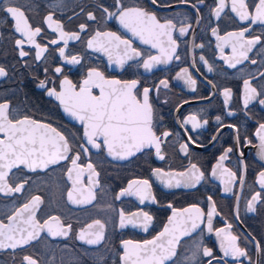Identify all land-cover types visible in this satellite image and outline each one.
Segmentation results:
<instances>
[{"label":"flooded vegetation","instance_id":"flooded-vegetation-1","mask_svg":"<svg viewBox=\"0 0 264 264\" xmlns=\"http://www.w3.org/2000/svg\"><path fill=\"white\" fill-rule=\"evenodd\" d=\"M251 2L252 0H249V3ZM124 3L126 6L134 4L143 6L156 12L160 18L172 19L178 27L181 22L190 23L192 28L188 35L180 37L178 32L174 33V38H177L179 44L177 52L181 58L173 59L168 64H159L150 72L145 71L140 66L142 59L149 54L157 55V50L152 49L150 45L141 44L131 33L121 28L114 18L105 19L99 5L116 11L111 7L114 0H13V4L19 5L25 11L33 27L39 26L43 29L41 37L37 38L41 44L57 38V34L43 22L49 13L54 14V18L60 20L64 29L69 32H78L81 23L87 24L88 29L81 33V40L69 41L66 49L67 54L82 57L79 65H68L59 57L57 49L63 47V42L59 45H49L48 53L40 61L34 59L35 50L25 45V50L29 51L30 55L20 58L15 39L21 37L14 32L13 21L6 17L5 13L0 12V66L8 71L7 77L0 78V102L10 103L12 115L32 116L34 119L52 124L68 136L72 143H85L80 139L82 125L65 113L59 102L49 97L38 84L42 79L54 78L55 67H63V75L68 76L73 82H79L89 67H97L110 78L138 79L142 87L154 88L160 80L166 79L169 87L167 89L161 87L159 92L153 91L151 100L157 116L158 134L163 131L172 133L162 145L164 160L156 156L154 149H146L128 160H114L107 156L106 152L98 153L95 149H90L87 156L82 155L81 163L87 164L91 161L100 173L101 186L96 189L97 199L92 205L78 206L67 201L66 193L71 186L66 176V168L69 166L67 162L51 166L46 171L33 173L25 170L24 175L30 179L22 193L12 195L0 193V219L6 223L7 215H10L15 207L21 206L32 195H40L44 204L38 217L43 220L48 215H59L65 223L73 224V234L63 238L42 233L38 241H33L24 248L0 249V264H22L24 255H32L39 264H120L121 240L142 241L155 236L172 214V210L167 207L169 203L178 210L197 204L207 212L210 207L207 199L209 196L215 201L218 213L212 220L214 231L211 233L207 231L205 221L190 237H183L177 246V256L169 264H185V257L192 255L197 243L202 247L212 248L217 257H223L215 229L224 228L227 223L233 225L231 231L240 237L239 245L247 249L249 258L241 257L237 260L224 257L220 259L219 264H264V203L258 202L255 212L247 211V202L255 192H261L264 197V189L257 183L258 173L264 170V160L260 159V140L256 136L259 124L264 123V107L253 103L246 110L243 108L242 99L244 79L256 77L252 80L255 86L264 84V79L259 77V73L264 71V53L260 51L264 47V25H251V31L246 33L247 38L261 37V44L256 45L249 53L250 59L238 64L236 68H229L220 59L221 54L216 47L218 41L212 35L211 29L218 27L219 35L223 36L228 32L241 30L248 26V22H241L229 8H226L221 18L217 20L211 12L217 0H204V4H199L197 0H189L187 4L181 3L180 0H160L161 4L167 5L163 7L153 6L150 0H124ZM192 4H197L200 9L199 23ZM4 6L0 0V7ZM88 12H93L97 19L87 20ZM96 30L116 31L131 39L133 47L139 48L145 54L144 57L129 61L123 69L115 64H109L106 55L86 47L87 39ZM193 42L203 44L204 47L194 48ZM201 55L208 61V65L200 61ZM224 55H231L230 47L224 49ZM251 59L257 60V63L251 64ZM209 65L213 68L212 72L207 71ZM45 68L48 69L47 74L44 72ZM183 68H188L192 78L197 81L195 91L183 79H177V74ZM208 81H212L217 87L213 88ZM225 87L231 88L233 92L229 105L235 113L232 116L227 115L229 108L223 103L222 91ZM190 115H196L201 122L207 120L208 124L196 130H192L191 124L181 127L183 120ZM217 116L221 117L220 122L216 121ZM229 124L236 127H226ZM188 136L196 143H191ZM213 136L217 138L213 140ZM184 143L189 144L187 155L180 150V145ZM228 147H232L233 152L229 154L224 164L237 173L238 179L232 185V191L226 193L219 175L213 177L211 171L219 156ZM241 152L243 156L240 155ZM191 163L197 164L205 173V178L195 188L181 186L169 189L152 175L153 169L156 168L166 172L185 171ZM13 173L16 174H9V182L14 185L21 182V177L15 169ZM241 176L244 180L242 186L239 183ZM133 179L150 181L152 193L156 198L155 203L145 201L144 204H140L135 196L115 199ZM121 209L126 213L147 211L153 217L148 232L130 225L120 229ZM94 219H100L106 224L105 240L99 245H87L77 240L75 232ZM257 242L260 245L259 249L256 246ZM207 259L200 257L203 264H207ZM213 264H217V261H213Z\"/></svg>","mask_w":264,"mask_h":264},{"label":"snow or ice","instance_id":"snow-or-ice-1","mask_svg":"<svg viewBox=\"0 0 264 264\" xmlns=\"http://www.w3.org/2000/svg\"><path fill=\"white\" fill-rule=\"evenodd\" d=\"M187 4L189 0H180ZM199 4H204V0H197ZM4 7H0V12L13 21V29L21 38L15 39V46L20 58L30 55L25 50V45L35 50L34 59L40 61L49 51V45H59L63 42V47L57 49L59 57L68 65L81 64L82 57L66 53L69 41L81 40V33L88 29V25L81 23L78 32H69L64 29L60 20L54 18V14L49 13L44 17V24L47 25L57 38L50 39L46 44H41L38 37H41L43 29L39 26L33 27L25 11L13 0H2ZM153 6H167L160 3V0H150ZM105 19H115L121 28L131 33L141 44L150 45L157 50V55H147L137 47H133L131 39L125 38L116 31L96 30L87 39L86 47L95 52H101L107 56L109 64H115L123 69L129 61L140 58V66L145 71H152L159 64H168L173 59L179 60L181 57L177 52L179 44L174 33L178 32L180 37L188 35L192 28L190 23H183L178 27L172 19L160 18L156 12L134 4L126 6L124 0H114L116 11H110L109 7L99 5ZM192 8L197 13V23L201 19L200 9L197 4H192ZM229 8L241 22H248L239 31L228 32L221 36L218 27H213L211 33L218 41L216 47L220 51L222 59L229 68H236L238 64L250 59L249 53L253 48L261 44V37L255 36L247 38L246 33L251 31V25H264V0H217L216 6L212 8V15L217 20L225 9ZM83 11V10H82ZM96 15L93 12L87 13V20L95 21ZM194 48H203V44L192 45ZM230 47L231 55H224V49ZM264 53V47L260 50ZM205 65L208 61L203 55L199 57ZM251 64L255 65L257 60L251 59ZM194 66V65H193ZM208 72H212V66H208ZM44 72L47 74L48 69ZM54 78H46L39 81L38 87L44 89L49 97L59 102L63 111L82 125V139L85 143L74 144L68 136L50 123L34 119L29 115H12L10 103L0 102V193L4 195L19 194L25 190L29 183V177L24 175L27 172L46 171L51 166L61 162H67V180L71 186L68 188L66 197L70 204L84 206L92 205L97 199L96 189L100 188L99 176L96 166L89 161L87 164L81 163L82 155L87 156L90 149L97 152H106L107 156L114 160H128L138 153H143L146 149H154L156 156L164 160L162 145L168 137L172 135L170 131L159 132L157 129V116L151 100L153 91L159 92L160 88L167 89L168 81L162 79L154 88L142 87L138 79H117L105 75L97 67H89L86 74L79 82H73L68 76L63 75V67H55ZM8 71L0 66V78L7 77ZM62 77V78H61ZM259 77L264 79V71L259 73ZM177 79L184 82L195 91L197 81L192 78L188 68L181 69L177 74ZM252 79L243 80V108L248 109L250 104L258 103L264 107V84L259 87L252 83ZM58 81V82H57ZM213 88L217 86L208 81ZM223 103L226 108L232 100L233 92L229 87L223 88ZM187 103V101H185ZM227 115L235 113L229 108ZM216 121L220 122L221 117L217 116ZM191 124L192 130L202 128L208 124L207 120L201 122L196 115L186 117L181 127ZM235 128V125H226ZM187 132V129H185ZM238 131V130H237ZM260 140L259 155L264 160V123H260L256 132ZM217 137L213 136L215 140ZM188 140L195 144L196 141L188 136ZM251 143V141H246ZM239 145V136H237ZM90 146V147H89ZM201 145H197L200 147ZM189 144L180 145V150L188 154ZM79 149V150H77ZM233 152L232 147L224 150L213 166L211 176L219 177L224 184V192L232 191V185L237 182V173L225 167L224 162ZM243 156V153H240ZM246 168V166H245ZM16 170L21 177V182L14 185L9 182V174ZM154 175L166 188H195L201 180L205 178V173L195 163H191L187 170L180 172L164 171L160 168L153 169ZM85 176L87 181L85 182ZM226 177V179H225ZM242 186L243 177L239 178ZM261 189H264V170L258 173V180ZM135 196L140 204L145 201L156 202L152 193V184L148 179H133L128 182L126 188L122 189L115 197L120 200L122 197ZM210 207L205 212L197 204H192L187 208L176 209L171 203L167 205L172 210L167 223L151 239L142 241L121 240L119 262L120 264H169L177 256V246L183 237H190L201 224L207 222V231L213 232V216L216 212L215 201L212 197L207 198ZM239 199V198H237ZM264 203V197L257 191L247 202V211L255 212L256 204ZM44 200L40 195H32L21 206L15 207L10 215H7V222L0 219V249H17L30 245L33 241H38L42 233H47L51 237L68 238L73 234V224L65 223L59 215H48L41 220L38 213L42 212L41 206ZM109 207H111L109 205ZM237 218H239L237 216ZM153 217L143 210L126 213L123 209L119 211V228L124 229L129 225L134 228H141L148 232L152 225ZM233 225L227 223L226 227L215 229L219 239V248L223 257H217L210 247H202L199 243L195 245L192 255L185 257V264H203L200 257L207 259V264H213L224 257L249 258L248 251L239 245L240 237L233 234ZM106 224L100 219H94L91 223L82 226L75 232V238L87 245H99L105 240ZM257 248H260L257 242ZM22 264H39V261L32 255H24Z\"/></svg>","mask_w":264,"mask_h":264}]
</instances>
